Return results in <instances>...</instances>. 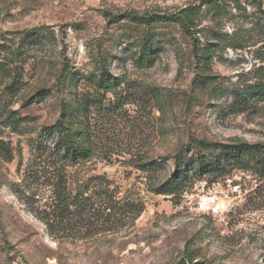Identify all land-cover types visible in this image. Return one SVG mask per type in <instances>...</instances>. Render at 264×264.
I'll list each match as a JSON object with an SVG mask.
<instances>
[{"label":"rangeland","instance_id":"374dc122","mask_svg":"<svg viewBox=\"0 0 264 264\" xmlns=\"http://www.w3.org/2000/svg\"><path fill=\"white\" fill-rule=\"evenodd\" d=\"M71 115L78 163L46 132ZM244 144L264 0H0V264H264V163L224 152ZM214 185L222 214L196 212Z\"/></svg>","mask_w":264,"mask_h":264},{"label":"trees","instance_id":"16d2710c","mask_svg":"<svg viewBox=\"0 0 264 264\" xmlns=\"http://www.w3.org/2000/svg\"><path fill=\"white\" fill-rule=\"evenodd\" d=\"M90 106V103H89ZM74 116L71 115L69 117H64L57 125L48 127L46 132L51 134L52 132L59 133L60 135V144L61 151L64 153L63 158L71 161L72 163H78L82 160H87L93 155V151L88 145V141L79 146L77 143V129L74 123ZM226 154H230V157L227 159L229 162L236 161V163H241L244 157L251 156L252 154L259 155L261 157L260 163H264V146L262 145H230L224 149ZM218 172V170H217ZM179 180V179H178ZM177 180V181H178ZM181 181H178V187L181 186ZM185 181V180H184ZM175 189L172 187L167 188L165 193L173 194ZM64 200V199H63ZM68 202V200L66 201ZM71 202V201H70ZM72 203L68 204V208ZM58 208V207H57ZM142 209L138 210L139 214ZM179 264H206L203 262H189L183 261V263Z\"/></svg>","mask_w":264,"mask_h":264},{"label":"built area","instance_id":"2783aa9c","mask_svg":"<svg viewBox=\"0 0 264 264\" xmlns=\"http://www.w3.org/2000/svg\"><path fill=\"white\" fill-rule=\"evenodd\" d=\"M219 187L220 185H214L208 192H202L200 195L192 199L190 204L196 212L210 215L212 217L222 214L223 205L220 201L222 198V192L219 191ZM229 187L231 195L238 193L240 190V186L238 185H230Z\"/></svg>","mask_w":264,"mask_h":264}]
</instances>
